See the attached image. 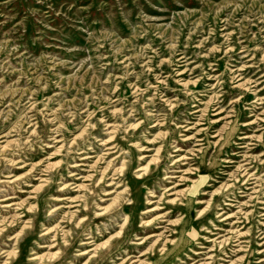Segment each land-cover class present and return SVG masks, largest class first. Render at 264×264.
I'll list each match as a JSON object with an SVG mask.
<instances>
[{
	"label": "rangeland",
	"instance_id": "obj_1",
	"mask_svg": "<svg viewBox=\"0 0 264 264\" xmlns=\"http://www.w3.org/2000/svg\"><path fill=\"white\" fill-rule=\"evenodd\" d=\"M263 208L264 0H0V264H264Z\"/></svg>",
	"mask_w": 264,
	"mask_h": 264
},
{
	"label": "bare ground",
	"instance_id": "obj_2",
	"mask_svg": "<svg viewBox=\"0 0 264 264\" xmlns=\"http://www.w3.org/2000/svg\"><path fill=\"white\" fill-rule=\"evenodd\" d=\"M132 125V124H131ZM133 126H134V124H133ZM115 131V130H114ZM247 134V133H246ZM149 139V138H148ZM234 139V138H233ZM210 140V139H209ZM106 141V140H105ZM177 146V145H176ZM175 146V147H176ZM232 148V147H231ZM59 149V148H58ZM235 150V149H234ZM124 151V150H123ZM158 151V150H157ZM138 154V153H137ZM141 154V153H140ZM252 154V153H251ZM225 158V157H224ZM119 159V158H118ZM261 159V158H260ZM56 162V161H55ZM147 162V161H146ZM87 163V162H86ZM179 165V164H178ZM187 165V164H186ZM116 166V165H115ZM180 166V165H179ZM114 168V167H113ZM225 168V167H224ZM74 169V168H73ZM120 171V170H119ZM137 171V170H136ZM75 172V171H74ZM87 174V173H86ZM120 174V173H119ZM137 175V174H136ZM164 176V175H163ZM193 176V175H192ZM220 178V177H219ZM67 180V179H66ZM65 180V181H66ZM121 180V179H120ZM168 180V179H167ZM109 182V181H108ZM68 183V182H67ZM168 183V182H167ZM249 184H252V183H248V182H246V181H244L243 183H242V185H249ZM201 185V184H200ZM111 187V186H110ZM147 187V186H146ZM161 187V186H160ZM240 188V187H239ZM246 189H249V187H246ZM104 190H106V189H104ZM32 191V190H31ZM194 192V191H193ZM154 193V192H153ZM151 194V193H150ZM9 195V194H8ZM194 196V195H193ZM7 197V196H6ZM235 197V196H234ZM58 198V197H57ZM156 198V197H155ZM239 199H240V197H239ZM147 200V199H146ZM259 200H261V199H259ZM164 201V200H163ZM262 203V202H261ZM200 205V204H199ZM226 205H229V204H226ZM150 206V205H149ZM144 208V207H143ZM166 208V207H165ZM164 209V208H163ZM264 209V208H263ZM126 214V213H125ZM81 215V214H80ZM262 215H264V214H262ZM26 216V215H25ZM143 216V215H142ZM84 217V216H83ZM140 220H142V219H140ZM78 221V220H77ZM123 221V220H122ZM125 221V220H124ZM210 221V220H209ZM261 221V220H260ZM146 223V222H145ZM54 224V223H53ZM123 224V223H122ZM76 225V224H75ZM122 226V225H121ZM120 227V226H119ZM194 229V228H193ZM120 230V229H119ZM119 230H117V231H119ZM141 230V229H140ZM207 230V229H206ZM108 231V230H107ZM139 232V231H138ZM143 232V231H142ZM116 233V232H115ZM264 233V232H263ZM18 234V233H17ZM146 234V233H145ZM187 236V235H186ZM189 238V237H188ZM262 238H264V236H262V237H259V239H262ZM109 239V238H108ZM190 239V238H189ZM239 239H240V237H239ZM193 241V240H192ZM238 241V240H237ZM82 242V241H81ZM104 242V241H103ZM264 243V242H263ZM100 244V243H99ZM101 246V245H100ZM98 247V246H97ZM80 248V247H79ZM94 248H96V247H94ZM93 249V248H92ZM94 250V249H93ZM95 251V250H94ZM93 253V252H92ZM129 254V253H128ZM210 254V253H209ZM38 255V254H37ZM90 255H92L91 253H90ZM189 255V254H188ZM41 257V256H40ZM45 257H47V256H45ZM51 258V257H50ZM49 258V259H50ZM231 259V258H230ZM139 260V259H138ZM6 261V260H5ZM122 261V260H121ZM38 264V263H37Z\"/></svg>",
	"mask_w": 264,
	"mask_h": 264
}]
</instances>
